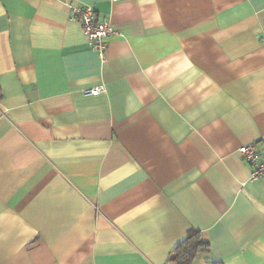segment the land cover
<instances>
[{
  "label": "crops",
  "instance_id": "crops-1",
  "mask_svg": "<svg viewBox=\"0 0 264 264\" xmlns=\"http://www.w3.org/2000/svg\"><path fill=\"white\" fill-rule=\"evenodd\" d=\"M0 92V264H264V0H0Z\"/></svg>",
  "mask_w": 264,
  "mask_h": 264
},
{
  "label": "built area",
  "instance_id": "built-area-1",
  "mask_svg": "<svg viewBox=\"0 0 264 264\" xmlns=\"http://www.w3.org/2000/svg\"><path fill=\"white\" fill-rule=\"evenodd\" d=\"M69 13L70 19L80 24L82 33L88 40L91 49L97 54L99 60L104 62L108 38L115 34L111 23L107 20L98 21L92 7L88 5L70 3ZM104 92L105 87L101 85L90 88L87 94L96 96ZM238 153L252 166L249 180L264 179V151H258L255 144H249L240 146Z\"/></svg>",
  "mask_w": 264,
  "mask_h": 264
},
{
  "label": "trees",
  "instance_id": "trees-1",
  "mask_svg": "<svg viewBox=\"0 0 264 264\" xmlns=\"http://www.w3.org/2000/svg\"><path fill=\"white\" fill-rule=\"evenodd\" d=\"M207 250V241L202 239L199 232L190 230L185 239L172 251L170 261L176 264H192L198 253L205 252Z\"/></svg>",
  "mask_w": 264,
  "mask_h": 264
}]
</instances>
